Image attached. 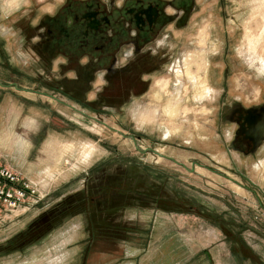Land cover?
<instances>
[{
    "label": "rangeland",
    "instance_id": "rangeland-1",
    "mask_svg": "<svg viewBox=\"0 0 264 264\" xmlns=\"http://www.w3.org/2000/svg\"><path fill=\"white\" fill-rule=\"evenodd\" d=\"M63 1L23 0L16 11L20 0H0L17 34L0 38V135L10 130L24 142L0 143V159L37 192L0 227V264H264V142L251 155L232 150L233 126L220 116L264 104V2L201 0L175 56L145 90L127 92L134 73L123 91L109 82L101 101L92 91L94 101L80 104L50 86L59 71L36 70L31 55L37 22ZM249 38L259 39L254 53ZM209 43L197 72L209 93L195 99L183 86L176 117L165 115L183 57ZM52 140L58 153L89 143L96 155L88 164L52 158ZM47 166L58 173L45 182ZM176 240L179 253L165 259Z\"/></svg>",
    "mask_w": 264,
    "mask_h": 264
},
{
    "label": "flooded vegetation",
    "instance_id": "flooded-vegetation-1",
    "mask_svg": "<svg viewBox=\"0 0 264 264\" xmlns=\"http://www.w3.org/2000/svg\"><path fill=\"white\" fill-rule=\"evenodd\" d=\"M200 1L109 0L105 4L104 0H64L35 26L33 65L43 72L59 71V76L49 79L50 86L61 85L63 93L80 104L101 101L99 94L109 82L118 81L123 91L134 73H140L139 81L126 87L127 92L140 94L175 56L178 33L196 17ZM161 40L163 45L158 44ZM133 46L135 58L126 60L124 52ZM85 57L87 62L82 63ZM101 70H106L103 77ZM113 98L116 103L125 102L126 95ZM220 116L233 126L232 150L251 155L264 142V104L236 105ZM152 191L149 187L148 197Z\"/></svg>",
    "mask_w": 264,
    "mask_h": 264
},
{
    "label": "bare ground",
    "instance_id": "bare-ground-1",
    "mask_svg": "<svg viewBox=\"0 0 264 264\" xmlns=\"http://www.w3.org/2000/svg\"><path fill=\"white\" fill-rule=\"evenodd\" d=\"M262 1L264 2V0H262ZM247 32H249V31H247ZM261 32H260V35L258 37L259 39L262 37V35H264V26H263ZM200 38H201V41L204 42L205 35L202 34L200 36ZM259 39H257V38H249L248 39V43H247L248 44V49L251 52H253V53L255 52V49H256V46L258 44V40ZM201 45H200L199 48H197L196 52H193V54H190V55H187V56L183 57V64H182V68L183 69H182V71L184 70L185 74H182L183 72H181L180 65L178 67L177 78H178L179 88L176 89L175 95H173L170 98V100L168 102V105L164 109L165 115H167V116L169 115V117H173V118L176 117L175 114L177 112V107H178V105L180 104V102L183 99L182 92H181V90H183V86H185V90H190L191 89L195 93V97H194L195 99L197 97H199L202 100L203 97H205L209 93V90L204 86L205 82L203 84V82L201 80V77L197 75V72L199 70L201 71L200 68H201L202 64H203L202 66H204V67L206 66L205 57L207 55H209L211 52H213V50H214L213 48L214 47H213L212 43H209V46H207V48H205V46H201ZM201 62H202V64H201ZM260 62H261L260 64L264 65V60H261ZM183 76H184V78H183ZM165 86H166V84L163 85V88ZM181 87H182V89H181ZM173 90H174V88H173ZM153 118L154 117H150L149 115H146L145 121L149 122ZM171 120H174V119H171ZM165 134H169V133H165ZM0 143H1V146H5V148L8 147V146H11V147L15 148L17 146L18 147L21 146L24 142H23L22 138L19 135H17L16 133L15 134L11 133L10 130H6L4 134L0 135ZM47 146H48L47 154L50 157H52V158L57 157L58 160L60 158H62L63 153H64L66 155L68 154L70 157L75 156V159L77 160L76 162L80 161V162L88 164L89 161L92 159V157H95V155H96V147L94 145H92V144H89V143H84V144L80 145L78 149H77V147L74 144H67L66 143V145H64L62 147L63 151H61L59 153H58V151L56 152V149L58 148V141L52 140L51 142H48ZM25 148H26V146H25ZM54 152H56V155L54 154ZM65 161H66V159H65ZM60 162H62V161H60ZM262 165H263V170H264V162L262 163ZM50 166L49 167L47 166V168L43 172V176L45 175L44 179H46L45 182L50 181L53 178H55L54 177V173L55 172L58 173L57 169L53 170ZM56 168H59V167L56 166ZM182 241L176 240V241H171L170 242L171 244L169 243V246L166 247L165 250L163 251V253H165V256H166L165 259L169 260V259L174 257L173 256L174 254L177 255L179 253V249L180 248L179 249H176V248L180 247V245H181L180 243H182ZM169 250H171V252H169ZM172 253H174V254H172ZM47 254H50V252L47 253ZM47 259H48V257H47ZM44 262H46L45 259H44Z\"/></svg>",
    "mask_w": 264,
    "mask_h": 264
},
{
    "label": "built area",
    "instance_id": "built-area-1",
    "mask_svg": "<svg viewBox=\"0 0 264 264\" xmlns=\"http://www.w3.org/2000/svg\"><path fill=\"white\" fill-rule=\"evenodd\" d=\"M36 193L29 180L0 163V227L18 217Z\"/></svg>",
    "mask_w": 264,
    "mask_h": 264
},
{
    "label": "clouds",
    "instance_id": "clouds-1",
    "mask_svg": "<svg viewBox=\"0 0 264 264\" xmlns=\"http://www.w3.org/2000/svg\"><path fill=\"white\" fill-rule=\"evenodd\" d=\"M109 2V0H104V3L107 4ZM23 7V0H20L19 5L16 9V11H19L21 8ZM11 15V13H6L2 10H0V38H7V39H12L13 37H15L16 31L13 28L12 25L6 23L5 21L9 18V16ZM132 35H135V32L132 33ZM163 41H158V44L163 45ZM135 47H129L125 50L124 52V56L126 60H131L135 58ZM87 62V57L84 58V60L82 61V63H86ZM116 66L114 65V68ZM99 75L101 77L106 75V70H101ZM125 255H127V249H125Z\"/></svg>",
    "mask_w": 264,
    "mask_h": 264
},
{
    "label": "crops",
    "instance_id": "crops-1",
    "mask_svg": "<svg viewBox=\"0 0 264 264\" xmlns=\"http://www.w3.org/2000/svg\"><path fill=\"white\" fill-rule=\"evenodd\" d=\"M0 163H2V160L0 159ZM3 164V163H2ZM3 165H5V164H3ZM6 166V165H5Z\"/></svg>",
    "mask_w": 264,
    "mask_h": 264
}]
</instances>
